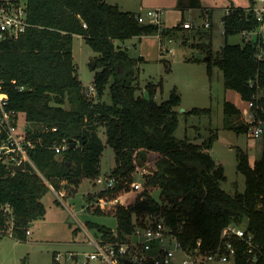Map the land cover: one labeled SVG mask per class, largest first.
<instances>
[{
	"label": "trees",
	"instance_id": "1",
	"mask_svg": "<svg viewBox=\"0 0 264 264\" xmlns=\"http://www.w3.org/2000/svg\"><path fill=\"white\" fill-rule=\"evenodd\" d=\"M255 1L249 0L246 8L232 6L230 14L222 18L225 38L260 29L261 22L253 10ZM25 2L31 26L17 39L0 41V92L7 95L9 109L23 113L27 125L35 130L32 135L40 137L41 142L29 151L36 169L27 164L24 170L12 172L0 161V238L11 234L17 240H26L30 224L45 215L42 198L49 186L56 190L71 186L77 191L83 180L96 181L101 175L103 150L109 145L115 153L109 175L115 176L117 183L99 191L96 199L109 201L124 193L136 173L144 185L143 198L137 196L125 205L102 208L89 198L94 213L116 218V239L131 233L138 217L157 213L165 216L184 247L192 248L201 240L202 247L208 249L217 243L222 228L247 218L264 251V156L251 165L248 154L238 148L236 167L245 177V189L233 195L224 191L220 187L226 178L224 168L208 152L216 134L211 133L200 143L188 136L177 137L180 95L173 89L168 99L158 103L155 96L161 81L146 84L149 100L144 92L137 94L143 57H131L115 44L116 40L158 32L162 38L172 39L179 24L160 28L140 23L136 12L124 11L105 0ZM199 3L188 0L178 5L198 8ZM75 35L98 53L95 66L91 64L95 70L94 95L88 94L78 77L72 52ZM263 40L258 35L256 41L243 38L241 44L226 41L214 59L223 73L224 86L237 91L242 100L253 92L249 80L258 77L264 84V61L256 56L259 47L264 48ZM198 45L207 51L209 59L203 61L210 71L211 44ZM106 93L109 102L103 99ZM66 102L68 108L63 106ZM210 112L208 107H195L187 113ZM224 112L238 116L239 108L226 101ZM231 127L244 131L241 125ZM69 139H73L74 147L62 154L51 148L53 143ZM148 167L154 171L148 172ZM87 224L106 238L112 237L111 228ZM52 264L59 263L53 259Z\"/></svg>",
	"mask_w": 264,
	"mask_h": 264
},
{
	"label": "rangeland",
	"instance_id": "2",
	"mask_svg": "<svg viewBox=\"0 0 264 264\" xmlns=\"http://www.w3.org/2000/svg\"><path fill=\"white\" fill-rule=\"evenodd\" d=\"M179 1L188 2V0H106L110 4L119 5L124 11L145 14L148 10H161L162 28H173L182 21H192L194 24V28L180 31L171 41H163L164 46L171 49V53L166 55L161 54V42L155 35L131 37L125 41L116 40L115 44L125 49L131 57H143V62L139 64L140 90L137 94L144 92L146 84H157L161 81L162 87L160 90L157 87L158 93L155 96L158 103L168 99L173 89L180 95L181 102L176 108L179 112V125L175 132L177 137L188 136L194 142L200 143L211 133L216 134L208 152L224 168L226 178L220 182V187L233 195L245 189V177L236 167L237 149L241 148L248 154L250 161H255L264 156V144L261 139L251 140L245 131L238 132L231 127L240 126L241 121L239 116L225 114L224 103L229 101L242 108L245 102L237 91L224 86L223 73L213 62L226 41L231 44L243 42L241 33L225 38L222 24L225 9L232 6L246 8L249 6V0H199L198 8L187 6L181 8L178 5ZM258 5H261V2L256 0L254 7ZM207 17L211 23L210 28L202 25ZM201 43L211 44L213 61L210 71L207 69V63L203 61L207 51L197 47ZM72 52L83 86L87 88L92 86L95 70L91 68V64L98 53L93 51L80 35L73 37ZM103 99L109 102L107 93ZM63 106L68 108L69 104L66 102ZM195 107H208L211 112L207 115L187 113ZM19 123L20 125L26 123L23 113L19 114ZM100 136L105 143L102 129ZM114 165L115 153L112 147L106 145L100 161L99 177L102 179L108 176ZM134 180H141L139 173L135 174ZM65 185L64 181L63 186ZM71 188L69 186L67 189H58L59 196L49 186L50 190L42 198L46 209L45 215L30 224V234L26 240H17L11 234L0 238V264H22L23 261L25 264H52L56 251L88 249L82 244L85 239L84 229L90 234L95 230L90 228L87 222L116 228L115 217L96 214L89 206L91 203L89 198L94 204L97 202V193L103 190L104 183L86 179L77 191ZM154 196L157 197V194Z\"/></svg>",
	"mask_w": 264,
	"mask_h": 264
},
{
	"label": "built area",
	"instance_id": "3",
	"mask_svg": "<svg viewBox=\"0 0 264 264\" xmlns=\"http://www.w3.org/2000/svg\"><path fill=\"white\" fill-rule=\"evenodd\" d=\"M259 1L261 5L254 7L253 10L261 26L258 31L241 33L246 41L253 39L255 35L263 37L264 0ZM231 10V7L226 8L224 16L229 15ZM136 18L140 23L157 24L162 28L161 10H148L145 14L139 12ZM202 25L205 28L211 27L209 17ZM30 26L25 0H0V41L17 39ZM192 28H194L192 21H182L177 33ZM155 36L161 42V54L171 53V49L164 46L163 41H171L173 38H162L161 32ZM256 56L257 59L264 61L263 47H259ZM249 87L253 89V92L249 98L243 100L245 105L239 108L238 118L241 121L239 124L244 127L249 139H261L264 144V84L260 83L256 77L249 80ZM87 91L89 95L95 94L93 85L88 87ZM20 113L8 108V97L4 92H0V161L12 172H16L13 167L21 163L25 167L30 164L36 169L29 151L41 142L40 137L32 135L35 130L30 129L27 123L20 125ZM55 129L52 128L53 131ZM51 148L56 154H62L69 148V142L63 140L61 143H53ZM96 181L104 183L103 190H107L115 186L117 178L108 175L102 179L98 177ZM50 188L60 196L58 190L52 186ZM143 191V182L134 180L124 193L109 201L98 200L95 205L102 208L114 204L125 205L137 196L142 199ZM244 220L242 223H232L222 228L219 239L212 248L204 249L201 240H197L192 248H187L180 242L177 233L168 224L165 216L146 213L136 219L131 233L120 240L116 239L115 229H112L113 234L110 238H106L102 232L90 234L84 229L85 239L82 244L88 249L56 251L53 259L59 264H126V262L131 264H209L211 262L264 264L263 246L249 229V220L247 218ZM26 234H30L29 229Z\"/></svg>",
	"mask_w": 264,
	"mask_h": 264
},
{
	"label": "water",
	"instance_id": "4",
	"mask_svg": "<svg viewBox=\"0 0 264 264\" xmlns=\"http://www.w3.org/2000/svg\"><path fill=\"white\" fill-rule=\"evenodd\" d=\"M253 39H254V41H256L257 36L255 35ZM205 59L208 60L209 57L206 56ZM92 65H93V67L95 66V62H94V61L92 62ZM144 96H145V99H146V100H149V95H148V93H147L146 91H144ZM69 147H70V148H73V147H74V141H73V139H69ZM13 168H14V170H15L16 172H20V171H22V170L25 169V166H24L23 163H21V164H19V165L14 166ZM147 171H148V172H152V171H154V168H153V167H148V168H147ZM244 222L246 223V220H244ZM126 264H131V263H130V262H126Z\"/></svg>",
	"mask_w": 264,
	"mask_h": 264
},
{
	"label": "crops",
	"instance_id": "5",
	"mask_svg": "<svg viewBox=\"0 0 264 264\" xmlns=\"http://www.w3.org/2000/svg\"><path fill=\"white\" fill-rule=\"evenodd\" d=\"M105 1H106V0H105ZM107 3H108V2H107ZM109 4H110V3H109ZM111 4H114V3H111ZM118 6H119V5H118ZM222 24H223V23H222ZM157 93H158V91H157ZM233 104H234V103H233ZM234 105H235V104H234ZM235 106H236V105H235ZM236 107H237V106H236ZM255 161H256V160H255ZM255 161H250V160H249V162H250L251 165H253V163H254Z\"/></svg>",
	"mask_w": 264,
	"mask_h": 264
}]
</instances>
